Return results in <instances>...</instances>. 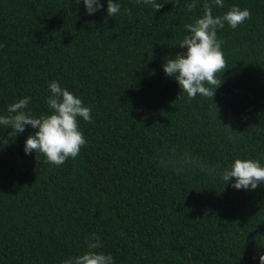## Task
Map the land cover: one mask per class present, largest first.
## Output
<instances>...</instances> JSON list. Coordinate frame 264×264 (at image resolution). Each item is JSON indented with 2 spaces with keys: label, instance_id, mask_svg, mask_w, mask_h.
<instances>
[{
  "label": "trees",
  "instance_id": "1",
  "mask_svg": "<svg viewBox=\"0 0 264 264\" xmlns=\"http://www.w3.org/2000/svg\"><path fill=\"white\" fill-rule=\"evenodd\" d=\"M101 2L88 15L83 0H0V115L24 97L34 117L50 114L52 81L92 110L79 118L86 145L62 166L25 153L36 129L0 125V264H63L93 233L114 264H260L264 184L237 190L220 174L237 158L264 166V0L213 8L252 13L217 31L226 68L213 99H189L163 70L187 51L203 0L192 13L191 0H113L114 17Z\"/></svg>",
  "mask_w": 264,
  "mask_h": 264
},
{
  "label": "clouds",
  "instance_id": "2",
  "mask_svg": "<svg viewBox=\"0 0 264 264\" xmlns=\"http://www.w3.org/2000/svg\"><path fill=\"white\" fill-rule=\"evenodd\" d=\"M200 0H191L186 4V11L192 13L196 10ZM80 3V0H79ZM88 15H93L103 9L101 0H83ZM137 3L151 5L159 11L163 4L156 0H137ZM224 6V0H203V14L194 18L192 23L186 24L187 34L183 37L179 48H186V52L178 53L175 58H165L163 70L169 77H173L189 99H194L198 94L212 98L215 91L223 81L217 79V73L226 68V61L222 51L223 41L218 38L217 31L227 23L236 29L246 20L251 19L249 9L232 6L224 15H213V8ZM121 11V5L107 0V15L114 17ZM131 15L130 9H125ZM50 95L46 103L50 114L34 117L27 106L31 97H24L7 108V115H0V125L11 129L9 136L25 132L26 126H31L37 131L30 134L26 141L24 151L31 154L33 151L41 153L47 162L62 166L69 158L75 159L87 141L79 129V118L92 122L91 108L85 106L82 99L71 91L61 87L59 82L52 81L48 85ZM183 161L193 169H199L209 175L215 174L216 169L206 165L198 157L186 153ZM220 178L227 184L232 183L234 189L255 190L258 185L264 184V166L258 160L235 159L230 168L220 174ZM88 251L82 255L68 258L63 264H114V258L109 253L97 251L102 248L100 237L93 233L86 242ZM260 264H264V254L259 255Z\"/></svg>",
  "mask_w": 264,
  "mask_h": 264
}]
</instances>
